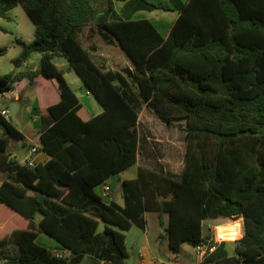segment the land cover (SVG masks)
Listing matches in <instances>:
<instances>
[{
    "label": "trees",
    "instance_id": "16d2710c",
    "mask_svg": "<svg viewBox=\"0 0 264 264\" xmlns=\"http://www.w3.org/2000/svg\"><path fill=\"white\" fill-rule=\"evenodd\" d=\"M115 2H122L120 12ZM20 3L34 38L18 40L14 69L0 72V94L42 76L58 94L41 104L38 148L49 158L29 166L10 158L24 133L0 113V264H126L123 230L145 228L144 213L168 215L170 251L202 246L215 264H264V0H0V17ZM176 9L167 35L138 10ZM117 46L129 66L107 69L82 43L87 27ZM35 69H20L31 52ZM5 47H0V54ZM74 69L101 111L86 117L63 70ZM39 102V99H38ZM39 104V103H38ZM150 108L166 125L184 120L180 179L139 166L121 183L123 203L105 202L95 187L135 164L138 114ZM243 220L229 253L204 234L205 220ZM101 223L103 224L100 228ZM39 232L68 256L37 243ZM238 223L217 227L235 239Z\"/></svg>",
    "mask_w": 264,
    "mask_h": 264
},
{
    "label": "rangeland",
    "instance_id": "374dc122",
    "mask_svg": "<svg viewBox=\"0 0 264 264\" xmlns=\"http://www.w3.org/2000/svg\"><path fill=\"white\" fill-rule=\"evenodd\" d=\"M152 2H158L160 0H149ZM120 4L121 2H117ZM176 12L171 10H163V9H153V10H140L136 13L135 18H147L149 19L155 27L161 32H166L168 26L163 25L160 26V23H170L171 20L174 18ZM34 38V23L28 16L27 12L25 11L24 7L18 3L15 7L9 10L7 17H0V47H5V52L0 54V72L1 73H7L14 69V65L12 60L18 56L20 51L22 50V45L18 40L30 42ZM83 42L84 39L81 38ZM108 48V47H107ZM112 50V53L116 54L117 57H108L106 54V51H102L103 55L101 53L97 54L96 56L93 55L94 59L102 63L105 67H113L114 69H120L121 65L116 62L118 60L122 61L124 59V56L121 54L122 51L119 49L118 52L115 50V48L110 47ZM38 52L33 51L30 54V57L28 61L26 62V65H23L20 69L24 68H32L35 69L38 66L39 63V57ZM54 62L63 70V74L74 90V92L81 97L83 93V83L80 79V77L76 74L74 69L65 61L64 58L56 56L54 58ZM62 62V64H61ZM107 67V68H109ZM58 94L57 91V85L55 79H45L44 77L40 76L37 80L35 85H31L28 83L27 79H24V83L21 82L17 86L15 91H9L4 94H0V108L2 106H6L9 110V116H11L13 124L21 130L24 134H27L29 137H31L30 130L34 128V124L31 120L29 111L32 107V104L34 102V99L38 97L39 99V106L41 107V104L44 103L45 98L47 101H52L54 96H50L53 94ZM19 94L21 96V99H16V95ZM96 106H100L98 101L96 99H92ZM148 110H151L150 108L143 105L141 107V112L146 113L150 112ZM8 117V116H7ZM150 123L152 124L151 129L157 137L159 136L161 139L162 145L165 146L163 151H169L171 149V142L174 141L175 145L178 148H182V151H184V144H182V141L185 138L184 133V120H178L175 121L172 125L168 126L163 121H161L156 114L151 110L150 114ZM1 132V128H0ZM34 131L32 132L33 135ZM166 137H169L167 139ZM30 140L27 138L23 141H18V145H27L29 144ZM139 154V153H138ZM175 162L179 163L177 159V154L174 153ZM134 166L130 167L126 170L123 174H129L131 170H133ZM179 177H177L178 179ZM180 179V178H179ZM109 184L111 185L110 191L107 193H103L104 198L106 200H109L112 198L114 201L122 204L123 203V196L121 192V183L119 180H117L116 177H113L110 179ZM98 188V187H97ZM98 190V189H97ZM146 225L148 229V235L149 238H151V234L155 232V228L158 226L157 224V218L154 212L149 211L146 214ZM211 219L205 220L202 225V231L206 232L207 230V223L210 222ZM225 219L221 218L217 220V222L220 223H226L224 222ZM241 227V225H240ZM101 228V227H100ZM242 230V227H241ZM125 233V243L127 250L129 252L128 257L126 258V261L128 264H134L135 258L132 256V253H137L138 249L140 248V242L144 237L143 230L136 226L135 224H132V226L127 229L123 230ZM37 243L43 245L46 248L52 247L51 244L48 242H51L53 244H59L57 241H55L53 238L49 237L43 232H39L36 238ZM187 245V248L192 249L191 245ZM236 242H230L227 243V248L229 253L233 252V248L236 246ZM59 254H62V256H68L69 253H64L62 251H58ZM160 257H162V254H159ZM193 258H196L195 252L192 254ZM197 260V259H196ZM87 262V259H84L81 264H85Z\"/></svg>",
    "mask_w": 264,
    "mask_h": 264
},
{
    "label": "crops",
    "instance_id": "0c3cea01",
    "mask_svg": "<svg viewBox=\"0 0 264 264\" xmlns=\"http://www.w3.org/2000/svg\"><path fill=\"white\" fill-rule=\"evenodd\" d=\"M160 1H162V0H160ZM121 6H122V2L120 4L115 2V9L118 13L120 12ZM169 10L175 11L176 14H175L174 18L171 20V24L170 23H164V22L160 23V26H163V25L168 26L167 31L162 33L163 35H167L169 33L170 28L172 26V23L174 22V20L176 19L177 15H178V11L176 9H169ZM138 11H140V10H138ZM138 11L133 13L131 17L135 18V15ZM89 34L90 33H89L88 26H87V27H84V29L79 33V36H80V38L84 39L85 42H83L82 39H81V41L90 50L92 57H93V55L96 56L99 53H101L103 55L102 51H106V54L108 57L113 56V57L118 58V56L115 53L113 54L112 50L110 49V47H113V48H115V50L120 52L117 46L104 43L102 41L101 37L97 33L93 32L92 35H89ZM121 54L124 56L123 53H121ZM38 57H39V54H38ZM118 63L121 65L120 67L129 66V62L127 61L125 56H124V59L122 61L118 60L116 62V64H118ZM26 64L27 63H24L23 65H26ZM61 64H62V62H61ZM107 67H109V66H106V68ZM107 69L117 70V69H114L113 67H109ZM16 88L17 87H15V89L12 91H15ZM77 97H78L80 103L82 104V112L86 117L94 116L101 111V109H102L101 105L100 104H99L100 106L95 105L94 101L92 100L95 98L91 95V93L88 91V89L86 88V86L84 84H83L82 96L79 97L77 95ZM15 98L20 100L21 96L19 94H17ZM38 103H39L38 97H36L34 99L32 107L29 111L31 120L34 124V128L32 130H30L31 137H29L27 134H24L25 139L28 138L30 140L29 144H27V145L23 144L20 146V145H18L17 142H11V145H10V158H14L19 162H23V159L27 155V151L31 145L39 146V130L41 128V121L39 119V116H41L42 112H41V109H40ZM3 108H7V107L2 106L0 108V110ZM148 111H150V112L142 113L140 110V112L138 114V121L137 122H138L139 154L137 155V160H136L135 164L130 166V167L134 166V168H133V170H131V172L129 174H123V173H125L126 170L129 169L130 167H128L127 169H125L124 171H122L121 173H119L116 176L117 180H119L120 183H122V181L124 179L136 177L137 170H138L139 166L148 167L152 170H155V171L162 173L164 175L173 177L175 179H177V177L181 178L183 164H184L185 148H184V151H182V148H178L175 145L174 141H172L171 142V144H172L171 149L169 151L164 152L163 149L165 146H163L161 143V141L163 139H161L159 136L157 137V135H155L153 133V131L151 129L152 124L150 123V121H151V119H150L151 110H148ZM5 117L11 123H13L11 116H9V113ZM33 131H34V133L32 135ZM184 133H185V131H184ZM166 138L169 139V137H166ZM182 144H184V146H185V138L182 141ZM174 153L177 154V159H178L179 163L175 162V158H174L175 154ZM33 158H34V165H36L39 163H44L49 158V155H47V153H45L44 151H42L41 149L38 148V151L34 155ZM5 179H7V174L0 169V184ZM109 181L107 182L108 184H109ZM105 184H106V182L98 184L95 187L96 192L102 197V199L105 202H109L111 200L114 201L112 198H110L109 200H106L104 198L103 193L104 192L107 193L111 189V185L109 184V187H110L109 190L105 191L104 190ZM116 203H118V202H116ZM118 204H120V203H118ZM148 212L149 211H146L144 213V218H145L146 222H147L146 214ZM154 213H155L156 218H157L158 226L155 228V232L153 234H151V238H149L148 229H147L146 224H145V228L142 229L144 232L145 238H143L141 240L140 248L143 249V259L144 260L149 261L152 257H154V258L158 259V262H156L155 264H215L214 262L204 261V259H202V257L197 254L196 249L194 247H192V249L187 248L186 244H184L182 246V250L179 253H174V252L170 251V249L168 247L167 238L165 237V226L167 223L168 215L166 213H162L163 223L160 224L158 214L156 212H154ZM219 219H221V218L211 219V221L207 223L206 232H203V233L204 234L210 233L215 240H225L228 244L230 242H234V240L238 239L242 235V233H243V220H242V218H239L237 220H231L228 218H224L225 219L224 222H226V223L217 222V220H219ZM235 222L238 223L239 226L241 225V227H242V230L240 227L239 236L237 238L232 239V240H228L227 238H220V239L217 238V227L218 226H223L226 224H233ZM102 225L103 224L101 223L100 227H102ZM48 243L52 245V247H50V249L48 248L50 251H52L54 253H58V251L68 253V251H66L60 244L57 245V244H53L51 242H48ZM194 252H195L196 258H193V256H192V254ZM160 253L162 254V257H160V255H159ZM128 254H129V252H128ZM132 256L135 258L134 264H137L139 262L138 251L135 254L132 253ZM126 264H128L127 261H126Z\"/></svg>",
    "mask_w": 264,
    "mask_h": 264
},
{
    "label": "built area",
    "instance_id": "2783aa9c",
    "mask_svg": "<svg viewBox=\"0 0 264 264\" xmlns=\"http://www.w3.org/2000/svg\"><path fill=\"white\" fill-rule=\"evenodd\" d=\"M0 113L3 116L8 115L9 111L7 108H3L0 110ZM38 151V146L37 145H31L27 151V155L25 156V158L23 159V162L26 163L29 166H34V155L37 153ZM109 184L106 183L104 186V190L108 191L109 190ZM196 249V252L199 256H202V254L204 253V248L202 246H196L194 247ZM58 255H62L57 253ZM138 256H139V262L137 264H155L156 262H158V259L152 257L149 261H146L143 259V249L139 248L138 249Z\"/></svg>",
    "mask_w": 264,
    "mask_h": 264
},
{
    "label": "water",
    "instance_id": "95a60500",
    "mask_svg": "<svg viewBox=\"0 0 264 264\" xmlns=\"http://www.w3.org/2000/svg\"><path fill=\"white\" fill-rule=\"evenodd\" d=\"M94 98H95V96L94 95H92Z\"/></svg>",
    "mask_w": 264,
    "mask_h": 264
}]
</instances>
